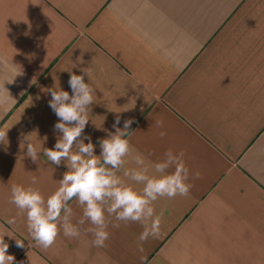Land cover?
<instances>
[{
	"label": "crops",
	"instance_id": "1",
	"mask_svg": "<svg viewBox=\"0 0 264 264\" xmlns=\"http://www.w3.org/2000/svg\"><path fill=\"white\" fill-rule=\"evenodd\" d=\"M83 68L96 94L83 134L97 155L116 112L121 128L134 120L128 138L149 161L185 152L189 195L155 202L161 235L142 245V225L108 217L120 226L109 225L105 247L92 245L86 222L79 238L61 232L44 250L8 202L33 176L47 197L67 171L42 152L33 162L26 140L54 147L49 89L71 95L69 71ZM5 126L0 234L12 236L13 264H264V0H0ZM69 206L75 223L82 208Z\"/></svg>",
	"mask_w": 264,
	"mask_h": 264
},
{
	"label": "clouds",
	"instance_id": "2",
	"mask_svg": "<svg viewBox=\"0 0 264 264\" xmlns=\"http://www.w3.org/2000/svg\"><path fill=\"white\" fill-rule=\"evenodd\" d=\"M69 72L71 95L60 87L49 89V107L58 117L54 125L58 133L54 147H38L26 140V154L33 162L38 161L42 152L51 165L63 164L67 171L58 181V187L47 197L35 176L27 185L13 184L8 202L17 209L16 217H26L29 236L44 250L54 245L61 232L65 237L79 238L81 226L86 222L92 226L87 229L94 237L92 245L105 247L110 236L109 225L114 228L120 226L119 223H111L108 217L142 225L143 231L138 238L141 245L149 238H158L162 213H157L155 202L164 198L186 197L193 186L189 183L190 171L185 163V152L174 153L169 149L161 161H149L128 138L134 120L125 119L121 128L118 126L120 112H116L115 132H108L106 138L98 141L101 151L97 155V145L90 136L83 134L96 96L95 88L89 83L91 72L88 68L81 69V75ZM85 75L88 82H85ZM159 125L162 126V121ZM9 129L7 126L0 128V143H8ZM164 135V132L160 133L161 137ZM128 163L134 166L125 168ZM191 175L194 179L200 178L199 172ZM73 200L82 208V216L75 223L73 208L69 206ZM16 217L8 219L7 223L14 225ZM5 235L12 237L7 232L0 234V264H13L15 258L8 254ZM16 242L17 246H23Z\"/></svg>",
	"mask_w": 264,
	"mask_h": 264
}]
</instances>
